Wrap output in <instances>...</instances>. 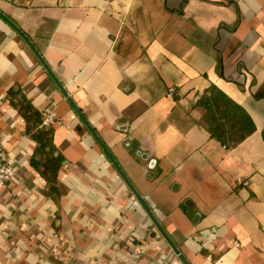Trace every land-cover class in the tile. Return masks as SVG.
Masks as SVG:
<instances>
[{
    "label": "crops",
    "instance_id": "obj_1",
    "mask_svg": "<svg viewBox=\"0 0 264 264\" xmlns=\"http://www.w3.org/2000/svg\"><path fill=\"white\" fill-rule=\"evenodd\" d=\"M210 86L254 125L234 147ZM0 152V264H264V0H0Z\"/></svg>",
    "mask_w": 264,
    "mask_h": 264
},
{
    "label": "trees",
    "instance_id": "obj_2",
    "mask_svg": "<svg viewBox=\"0 0 264 264\" xmlns=\"http://www.w3.org/2000/svg\"><path fill=\"white\" fill-rule=\"evenodd\" d=\"M198 108L203 111V121L210 135L226 148L234 147L254 130L246 112L215 86H210L199 98ZM20 111L26 118L27 132L33 133L36 142L31 164L46 181L50 194H57V172L61 158L54 156L51 145V131L42 125L41 115L34 112L28 104L20 106Z\"/></svg>",
    "mask_w": 264,
    "mask_h": 264
},
{
    "label": "built area",
    "instance_id": "obj_3",
    "mask_svg": "<svg viewBox=\"0 0 264 264\" xmlns=\"http://www.w3.org/2000/svg\"><path fill=\"white\" fill-rule=\"evenodd\" d=\"M54 123V115L52 113H47L42 121L43 126H50ZM14 169L11 164L6 159L5 155L0 152V187H5L14 178ZM237 246L236 243H234Z\"/></svg>",
    "mask_w": 264,
    "mask_h": 264
},
{
    "label": "water",
    "instance_id": "obj_4",
    "mask_svg": "<svg viewBox=\"0 0 264 264\" xmlns=\"http://www.w3.org/2000/svg\"><path fill=\"white\" fill-rule=\"evenodd\" d=\"M153 163H154L153 161L150 162V164H153ZM134 194H135L136 198L139 200V202L141 203V205L146 209V207H145L143 201L140 199V197L135 192H134ZM173 250L176 253V255L179 258V260L182 262V264H188L186 262V260L184 259V257L175 248Z\"/></svg>",
    "mask_w": 264,
    "mask_h": 264
}]
</instances>
